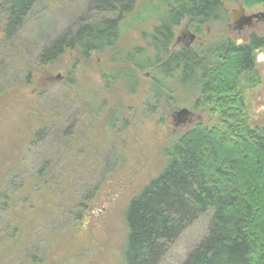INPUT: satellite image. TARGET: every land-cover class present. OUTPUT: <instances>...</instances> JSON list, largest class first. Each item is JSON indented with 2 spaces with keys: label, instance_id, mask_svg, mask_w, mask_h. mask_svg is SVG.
Masks as SVG:
<instances>
[{
  "label": "trees",
  "instance_id": "1",
  "mask_svg": "<svg viewBox=\"0 0 264 264\" xmlns=\"http://www.w3.org/2000/svg\"><path fill=\"white\" fill-rule=\"evenodd\" d=\"M41 1L0 2V43L13 40L33 7ZM135 1L94 0V11L101 13L102 17L53 40L39 54L38 67L62 63L69 52L74 64L82 66V72L88 70L93 54H104L116 48L120 38L119 26L125 16L134 11ZM157 2L162 7L149 36V54L141 57L144 52L139 49L116 53L117 65L114 67L112 64L109 71L103 73L102 89L109 91L118 84L121 90L133 93L132 90H136L142 82L137 75L151 71L152 87H149L146 98L157 102V108L169 107L164 106V101L167 83L171 82L176 90L187 93L185 103L193 110L198 109L197 99L201 91L210 92L211 114L217 115L219 121L195 124L168 141L162 153L165 162L161 172L139 197L129 202L125 210L127 236L121 264H158L166 245L203 215H210L209 231L181 264H264V127L251 125L244 104L243 84L252 83L248 78L253 67L250 48L233 47L230 42L219 40L203 54L198 53V48L189 52L171 50L175 30L183 23L193 31L212 19L224 23L225 4L239 2L245 7H260L264 0ZM137 58L139 61H136ZM68 82L73 85L67 84L65 99L75 96L77 87L83 86L71 79ZM4 91L0 92V96ZM87 91L90 93V89ZM104 92L90 94L95 105L100 98L104 100ZM106 118L105 115L101 119L111 133L122 123L117 120L114 107L109 112V119ZM43 129L34 133L33 142L41 137ZM64 137L68 140L64 150H71L76 141ZM88 166L91 167L90 162ZM47 171V167L41 169L35 180L41 179L42 182ZM70 178L68 173L66 179ZM16 179L13 174L5 189L12 186ZM61 179V175L57 174L54 182L39 185L37 191L34 189L38 185H33L31 179L24 191V188H19L17 193L12 189L8 196L0 192L1 208L18 207L23 214H27L28 207L35 213L39 212L41 206L32 202L41 191L49 195L62 192L64 201L68 202L64 207L66 217L59 228L50 231L41 229L39 235L34 229L23 238L24 231L18 223L0 226V238L18 247L14 258L19 264H46L47 261L51 264H78V251L86 247L85 233L78 224L99 197L100 185L86 188L87 191L81 189L77 194L73 192L72 181H69L72 183L70 189L66 179ZM107 181L104 176L100 183L105 185ZM30 221L36 222L33 219ZM64 234L68 235L66 241H62L66 236ZM52 235L54 238H51ZM38 240L42 246L36 247ZM55 246L64 247L62 255L54 253Z\"/></svg>",
  "mask_w": 264,
  "mask_h": 264
},
{
  "label": "rangeland",
  "instance_id": "2",
  "mask_svg": "<svg viewBox=\"0 0 264 264\" xmlns=\"http://www.w3.org/2000/svg\"><path fill=\"white\" fill-rule=\"evenodd\" d=\"M93 1L42 0L33 7L13 40L0 43V90H5L0 96V192L8 196L12 189L17 193L19 188H24V191L31 179L33 185H38L34 189L37 191L39 185L54 182L57 174L66 179L68 173L71 178L66 181L74 183L72 189L77 194L81 189H93L100 185L99 197L78 224L85 233L86 247L78 251L77 263L121 264L127 236L124 213L129 202L139 197L161 172L165 162L162 153L168 141L195 124L208 122L204 113L193 110L185 103L187 93L176 90L171 82L167 83L164 101V106L169 107L157 108V102L149 101L146 94L152 87L151 71L137 75L142 82L136 90H132L133 93L121 90L118 84L109 91L102 89L103 73L109 71L112 64L114 67L117 65L116 53L139 49L144 52L141 57L149 54V36L162 7L157 0L135 1L134 11L125 16L119 26L120 38L116 48L104 54H93L88 70L82 72V66L74 64L69 52L62 63L38 67L39 54L53 40L102 17L101 13L94 11ZM227 5L234 7V3H228L224 8ZM185 25L183 23L175 30L174 41ZM233 39L240 40L237 37ZM254 78H257L255 83L243 84L244 104L251 125L264 127V65L255 64ZM69 79L83 86L77 87L75 96L65 99L68 85L72 84ZM98 91L104 92L105 101L100 98L95 105L90 94L95 95ZM112 107L117 120L125 123L114 128L113 133L101 119L105 115L109 119ZM182 109H187L193 116L182 121L171 117L173 112ZM43 127L41 137L33 142L34 133ZM64 135L76 141L71 150H64L68 143ZM44 167L48 171L43 181L35 180ZM13 174L17 179L5 189ZM104 176L108 181L101 185ZM72 183L68 184L70 189ZM1 202L0 226L18 223L24 231L23 238L34 229L39 235L41 229L50 231L59 228L66 217L65 204H68L62 192L49 195L46 191L38 192L32 202L41 206L38 213L30 207L27 214H23L18 207L1 208ZM31 219L36 222L32 223ZM209 227L210 215L200 216L166 245L158 264H181L207 235ZM64 235L62 241H66L68 236ZM51 238H54L53 235ZM40 244L38 240L36 247ZM17 250V246L0 238V264H19L14 258ZM63 250V246H55L54 253L62 255Z\"/></svg>",
  "mask_w": 264,
  "mask_h": 264
},
{
  "label": "flooded vegetation",
  "instance_id": "3",
  "mask_svg": "<svg viewBox=\"0 0 264 264\" xmlns=\"http://www.w3.org/2000/svg\"><path fill=\"white\" fill-rule=\"evenodd\" d=\"M239 2L234 3V7L230 8V5L225 6L224 10L226 12V22L220 23V21L216 19H212L210 22L202 24L199 29L191 30L187 25H185L179 33V37L173 42L171 46V50H183L189 52L194 48H198V53L203 54L205 50L208 49L212 43H218L219 40H225L230 42L233 47H249L250 48V56L252 58V69L248 73L249 80L253 83L256 82L257 78H254L255 72V51L256 49L264 50V3L260 7H245L241 4L244 15L247 17H252L254 15H258V17H252L251 20L243 25L241 29L237 27L233 21L229 20L228 13L231 9L236 8ZM193 36V38L191 37ZM237 37L240 39L238 41H242V43H238L237 40L233 38ZM217 47V45L215 46ZM206 52V51H205ZM211 93H205L201 91L200 96L197 99L198 109L201 113H204L207 117V122L210 121H219V117L217 115L211 114L212 109L210 104L212 99L210 98ZM205 106H208L205 108ZM209 108L208 110H206ZM193 116V113L190 112L188 115H177V111L173 112L171 117L177 120L182 121L185 117Z\"/></svg>",
  "mask_w": 264,
  "mask_h": 264
},
{
  "label": "water",
  "instance_id": "4",
  "mask_svg": "<svg viewBox=\"0 0 264 264\" xmlns=\"http://www.w3.org/2000/svg\"><path fill=\"white\" fill-rule=\"evenodd\" d=\"M252 17L253 18L258 17V15H254ZM252 17H247L244 15V10L241 4H239L236 8L231 9L228 13L229 20L233 21V23H235L239 29H241L243 25H246V23H248ZM191 37L193 38V36ZM187 114L188 115L190 114V112L187 109H182L179 112H177V115L179 116L187 115Z\"/></svg>",
  "mask_w": 264,
  "mask_h": 264
},
{
  "label": "clouds",
  "instance_id": "5",
  "mask_svg": "<svg viewBox=\"0 0 264 264\" xmlns=\"http://www.w3.org/2000/svg\"><path fill=\"white\" fill-rule=\"evenodd\" d=\"M238 43H242V41H238ZM254 62L257 65H264V50L256 49Z\"/></svg>",
  "mask_w": 264,
  "mask_h": 264
}]
</instances>
